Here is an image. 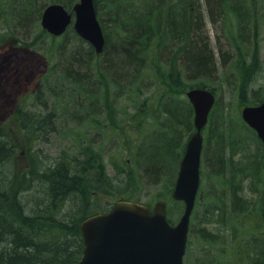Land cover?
<instances>
[{
  "label": "trees",
  "instance_id": "1",
  "mask_svg": "<svg viewBox=\"0 0 264 264\" xmlns=\"http://www.w3.org/2000/svg\"><path fill=\"white\" fill-rule=\"evenodd\" d=\"M78 1L53 0L52 4H61L72 10ZM107 2L113 32L105 33L106 47L102 54L100 69L112 75L110 78L112 85H116L115 81H120L119 76L124 73L130 82L126 80V83L133 87L134 81L131 82L130 79L138 82L147 73H154L153 65L162 67L160 71H164V69L169 70V63H172L171 65H177L178 71L176 74L169 71L167 77L169 81L162 82L169 86L168 93L177 94L174 96L175 100H182L179 87L183 79L188 81L211 79L220 66L215 53L209 47V38L204 30L206 18L215 23L218 17L225 19L229 14L233 15L238 23L236 36L239 41L236 38L235 47L239 49L236 69L241 76L240 93L244 98H247L246 95L250 92L254 94L253 99L247 98L250 105H258L264 101V88L258 84L259 80L264 78V62L260 59L259 43L255 34H253L256 40V44L252 46L253 54H246L241 48L253 42L249 30L252 17L247 9L253 5V0H204L203 3L199 2L198 6L195 0L191 1V6L186 2L180 4L175 0H147L146 4L142 0H107ZM95 3L97 6V0ZM48 5L43 4L42 0H26L20 5L21 8L14 7L13 13L22 19L15 22L16 30L22 29L17 34L14 30L13 32L10 30L0 37V50L7 48L18 50L19 47L32 50L33 46H38V39L29 40L31 29L41 21L44 8ZM38 7L39 12L35 13L34 9ZM39 36H43V33L40 32ZM64 37V41L57 45L59 49L57 48L56 53L59 52L60 56L56 57L57 62L50 68L54 76L51 77L52 74L47 72L38 80L34 91V105L46 110L45 115L43 113L35 115L29 111L30 109L21 105L11 115L13 124L18 127L29 149H33L40 141L48 142L51 134L60 135L71 124L70 121L78 127H83L87 123L93 128H97L100 124L103 126L102 130L107 129L95 117L97 107L92 108L93 113L88 112L85 110L87 106L85 107L84 102L87 99L91 105L99 106L106 96V91L100 88L104 83L108 85L109 79L101 76L100 81H94L93 76L88 72H81L86 66L93 64L100 55H97L94 48L79 37L76 36L82 43L88 44L86 50L80 45L69 47L68 36ZM183 44L184 48L180 50L177 46ZM155 48L159 50L158 54L154 51ZM165 54L169 55L170 62L165 60ZM225 64L226 62L223 65ZM23 66L18 64V60L12 54L0 58L2 72L0 101L4 99L6 90L13 86L16 78L18 79L19 75L25 72ZM71 81L79 86L81 91L78 102H74L75 109L68 110L66 105H62L60 109L50 107L47 100L55 97L54 89L70 92L73 89L69 88L67 83ZM142 86L145 88L147 83L144 85L142 81ZM208 87L207 82L201 81L198 88ZM163 108L174 126L169 129L171 134L156 135L147 150L144 142L136 154L139 159L145 161L141 164L145 176L153 184L165 182L166 188L171 190L169 191L171 195L177 179L176 168L179 171L177 165H180L186 146L182 142L183 138L185 136L190 138L195 131L194 111L191 105L181 104L180 101L177 107L164 105ZM134 117V121L139 120L137 116ZM95 120L99 122L97 126L93 123ZM4 127L5 125L0 126V201H4L6 207L0 205V264L78 262L85 248L81 232L82 222L93 215L111 211L113 203L109 200L104 201L105 196H123L130 192L134 174L127 175L129 178L127 185H123L124 179L120 184H116L115 181L121 179L127 172L113 162L117 174L115 177L108 174L105 156L101 149L95 147L96 139L91 137L90 131L76 138L83 142L80 151L76 154L70 155L64 150L51 165L45 164L44 161L35 163V160L31 159L29 172L21 173L14 168L11 174H5L4 168L14 163L18 147L10 136L3 134ZM110 132L112 130L106 133V140ZM208 136L210 138L207 137V144L205 140L204 148V163L208 157L206 166L212 167L208 177L213 175L214 178L222 180L224 186H229L233 213L244 212L240 182L248 180L245 178H249L250 173L247 167L240 166L241 162L233 160V156L238 153L234 145L228 149L223 136L214 133ZM213 141L217 147L216 158L214 157L212 161L207 150L209 142ZM227 151L230 152L231 159H228ZM34 154L39 155V151ZM227 160L233 165L230 167V172L226 168ZM244 172L245 176L242 177ZM253 178L251 182L261 183L262 171L254 173ZM251 186L254 188L252 183ZM29 192L34 193V196L30 195L26 204L21 199ZM170 201L173 202L171 196ZM260 208L259 213L258 210L253 209L247 216L260 221H256L253 226L254 229L262 230L264 236V200ZM226 210H228L227 206ZM253 211L259 215H254ZM197 215L194 212L191 229H194L193 222ZM170 221L174 224L172 220ZM201 238L209 243H214L216 240L212 233L206 231L202 232ZM254 264H264V248L257 255Z\"/></svg>",
  "mask_w": 264,
  "mask_h": 264
},
{
  "label": "rangeland",
  "instance_id": "2",
  "mask_svg": "<svg viewBox=\"0 0 264 264\" xmlns=\"http://www.w3.org/2000/svg\"><path fill=\"white\" fill-rule=\"evenodd\" d=\"M175 1L180 4L186 2L190 6L192 5V0ZM195 1L198 6L199 2L203 3L204 0ZM24 2L26 0H0V37L6 35L10 30L11 32L14 30L16 34L18 31L20 32L22 28L16 30L15 22L21 18L15 15L13 10L14 7L21 8L20 5ZM97 2V14L104 33H112L113 24L109 16V3L107 0H97ZM142 2L146 4L147 0H142ZM42 3L52 4L53 0H42ZM247 9H249L248 12L251 13L252 17L249 30L253 42L247 47L242 44L241 48L246 54H253L252 46L256 44L257 40L260 59L264 62V0H253V5ZM34 10L35 13L39 12V7ZM38 15L36 14V16ZM218 18L215 23L206 18L204 30L209 38V47L215 53L217 62L220 65L219 69L211 79L204 78L200 81L183 79L182 85L179 87V95L182 100H175L174 96H177V94L175 92L168 93L169 86L162 82L163 80L169 81L167 79L169 71L176 74L178 71L176 64L171 65L172 63H169V70L164 69V71H160L162 67L158 68L157 65H153L154 73H147L138 82L135 79H130L131 82L134 81L132 83L134 84L133 87L128 86L126 83L127 76L124 73L119 76L120 81L116 80V85H112V79H110L112 75L100 69V65H102V55H100L93 64L86 66L81 72H88L89 75L93 76L94 81H100L101 76L109 79L108 85L104 83V86L100 88L106 91V96L99 106L91 105L87 99L84 102L85 107L87 106L85 110L88 112H92V108L97 107L95 109L99 114L96 113L95 117L107 129L102 130L103 126L99 124L98 120L93 122L95 126L99 124L97 128L88 126L87 123L83 127H78L77 124L70 121L71 124L60 135L51 134L48 142L40 141L33 149H29L18 127L13 124L11 115L20 105L27 107L35 115L45 113L46 110L41 106L34 105V91L38 80L43 75L47 72L50 75L52 74L50 68L57 62L56 57L60 56L59 52L56 53L57 45L61 44L65 39L64 36L53 37L46 31L45 33L41 26V21L37 22L38 25L31 29L32 33L29 40L38 39V46H33L32 50H26L21 47L18 50L12 48L0 50V58L12 54L18 60L19 65H24L25 71L19 75L18 79L16 78L13 86L6 90L4 99L0 101V126L5 125L3 134L10 136L18 147V153L13 160L14 163L7 168L5 167L3 172L11 174L15 168L18 172L27 173L30 171L31 159L35 160V163L44 161L45 164L51 165L64 150L66 153L74 155L80 151V145L83 143L76 138L90 131L91 137L96 139L94 142L95 147L101 149L105 156L108 174L111 177H115L117 174L113 162L117 163L120 168L122 167L121 170L124 169L127 172L121 179L115 181L116 184H120L121 180L124 179L123 185H127L129 183L127 175L131 176L134 174L131 180L130 192L123 196H105L106 199L104 201L109 200L113 205L119 201L138 202L152 209L158 202L167 201L169 204V218L176 224L182 216L183 204L175 201L171 203V195L169 194L171 190L168 187V189L166 188L165 182L151 183L145 176L141 166L145 161L142 158H138L136 151L144 142L147 150L148 145L156 135L167 136L171 134L169 129L174 126L169 120V116L164 113V105H175L177 107L179 101L181 104L191 105L187 99V92L193 88H198L201 81L207 82L208 88L215 93L217 102L211 113L209 125L204 132L206 144L207 137L210 138L208 136L210 133L223 136L228 149L234 145L236 147L235 151H238L233 156V160L241 162L240 166L242 168L247 167L250 174L247 172L249 178L245 179L248 180L240 182V195L243 199L242 204L245 211L235 214L232 212L233 206L229 186H224L222 180L214 178L213 175L208 177L212 167L206 166L208 157L204 163V150L202 155L201 194L195 210L198 215L193 222L194 229H191L190 232L185 264H254L257 255L264 248V236L262 230L254 229L253 224L258 220H254L247 215L255 207L254 210H258L259 213V210H261L260 204L264 200V146L261 145L262 143L257 134L242 119L243 109L247 106H254L247 101V98L253 99L254 94L250 92L246 95L247 98H244L240 93L241 76L236 69L239 49L235 47L238 23L233 18V15L228 14L225 19ZM40 32L43 33V36H39ZM253 34H255L256 40L253 38ZM66 36H68L69 47L80 45L84 50L87 49L88 44L82 43L77 39L76 33L72 28L67 32ZM177 47L182 50L184 44ZM154 51H156V54L159 52L156 48ZM165 60L170 62L168 54H165ZM224 62H226L225 65H223ZM1 74L2 72L0 71ZM53 76L54 73L51 77ZM142 81L144 85L147 83L145 88L142 86ZM69 83L67 85L73 89L70 92H60L59 89H54L55 97L47 100L50 107L60 109L63 107L62 105H66L68 110L75 109V103L78 102L81 91H79V86L77 87L73 82L72 84ZM128 83L130 82L128 81ZM258 84L264 88V78L261 81L259 80ZM171 86L173 87V85ZM134 116H137L139 120L134 121ZM109 130H112V132L109 133L106 140L105 135ZM136 136L139 138H136ZM189 139L185 136L182 142L187 144ZM216 147L214 141L209 142L207 152L211 156L212 161L214 157L216 158ZM38 151L39 155H35L34 152ZM227 157L228 159L232 158L228 151ZM166 161L168 162L169 160ZM226 164V168L230 172V167L233 166L231 161L228 162L227 160ZM177 167L179 169L178 165ZM176 171L177 176V168ZM257 171H262V182L260 179L261 183L255 184V182L251 181H253L254 173H257ZM243 176H245V172ZM30 195L34 196V193L24 194L21 200L26 203ZM0 205L6 207L4 201H0ZM226 206L228 210H226ZM258 213L254 212V215H259ZM203 231L209 234L212 233L216 237L215 242L209 243L203 240L201 238Z\"/></svg>",
  "mask_w": 264,
  "mask_h": 264
},
{
  "label": "water",
  "instance_id": "3",
  "mask_svg": "<svg viewBox=\"0 0 264 264\" xmlns=\"http://www.w3.org/2000/svg\"><path fill=\"white\" fill-rule=\"evenodd\" d=\"M73 13L77 34L97 54H102L106 38L94 0H80ZM73 13L62 5H50L43 13L42 27L54 36H62L72 23ZM187 97L194 109L196 132L187 143L172 194L174 200L185 205L180 221L176 225L170 223L165 201L157 203L153 210L138 203L117 202L109 213L97 214L82 222L85 248L80 261L73 264H184L201 183L203 130L216 103V96L209 89L193 88ZM242 118L264 143V101L245 107Z\"/></svg>",
  "mask_w": 264,
  "mask_h": 264
}]
</instances>
